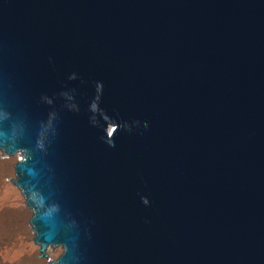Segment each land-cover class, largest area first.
Returning <instances> with one entry per match:
<instances>
[{
	"label": "water",
	"instance_id": "95a60500",
	"mask_svg": "<svg viewBox=\"0 0 264 264\" xmlns=\"http://www.w3.org/2000/svg\"><path fill=\"white\" fill-rule=\"evenodd\" d=\"M46 264H264V0H0V157Z\"/></svg>",
	"mask_w": 264,
	"mask_h": 264
},
{
	"label": "bare ground",
	"instance_id": "6f19581e",
	"mask_svg": "<svg viewBox=\"0 0 264 264\" xmlns=\"http://www.w3.org/2000/svg\"><path fill=\"white\" fill-rule=\"evenodd\" d=\"M13 162L14 161H0V184L2 190V193L0 192L2 196V200H0L2 205H0V208L3 209V211L0 213V222H5L6 224L12 222L18 223V220L22 221L24 218V214L21 209L22 207L20 206L21 199L19 193L15 188L5 181V177H7L11 172ZM5 203H11V206L7 205L10 206V208H5L6 205H3ZM22 231L23 229L20 225L17 229V232L22 234ZM3 254H5L6 258L4 257L5 260L0 262V264H44L42 261L38 260L35 246L33 244L27 243L26 236L21 240V244L17 251H9Z\"/></svg>",
	"mask_w": 264,
	"mask_h": 264
},
{
	"label": "rangeland",
	"instance_id": "374dc122",
	"mask_svg": "<svg viewBox=\"0 0 264 264\" xmlns=\"http://www.w3.org/2000/svg\"><path fill=\"white\" fill-rule=\"evenodd\" d=\"M17 159L13 162V165L17 162ZM0 161L2 162L4 161V156L0 157ZM13 165H12L10 174H8V176L5 177V181L6 183H9L13 188L16 189V187L13 185V181L15 180ZM0 192L2 193L1 184H0ZM17 192L20 195V199H21L20 206L22 207L21 209L24 214L23 215L24 218L22 219V221L18 220V223L12 222V223L6 224L5 222H0V262L4 261L6 258L5 254L3 253L9 252V251L15 252L18 250V247L21 244V240L24 239L25 236L27 237V243L33 244L35 246V244L33 243V233L29 226V219H30L31 213L28 211L26 205L23 203L22 195L20 191H17ZM1 193H0V200H2ZM0 205H2L1 202H0ZM3 205H6L5 208H8V207L10 208L11 203H5ZM7 205H10V206H7ZM2 211L3 209L0 208V213ZM17 225L18 227L20 225L22 226V229H23L22 234L17 232V229H18ZM59 255H55L52 251H48L46 264L48 262L55 261ZM37 258L38 260L42 261V258H39V251H37Z\"/></svg>",
	"mask_w": 264,
	"mask_h": 264
}]
</instances>
